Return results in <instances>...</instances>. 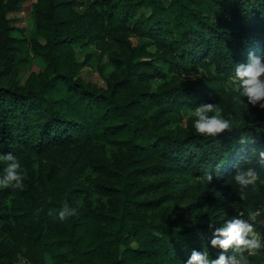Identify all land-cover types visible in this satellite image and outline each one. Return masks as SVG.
<instances>
[{"label":"trees","instance_id":"1","mask_svg":"<svg viewBox=\"0 0 264 264\" xmlns=\"http://www.w3.org/2000/svg\"><path fill=\"white\" fill-rule=\"evenodd\" d=\"M27 1L0 0V154L26 177L23 189L0 188V264H186L205 249L215 259L214 228L239 212L264 217L253 154L264 150V109L215 138L192 126L197 106L224 109L237 64L264 57V0H33L29 42L45 66L22 83L29 59L14 14ZM108 40L99 85L79 74L93 61L75 45ZM198 66L207 75L182 77ZM182 111L188 123L172 126ZM248 167L259 180L242 197L232 177ZM65 204L76 215L61 221Z\"/></svg>","mask_w":264,"mask_h":264},{"label":"clouds","instance_id":"2","mask_svg":"<svg viewBox=\"0 0 264 264\" xmlns=\"http://www.w3.org/2000/svg\"><path fill=\"white\" fill-rule=\"evenodd\" d=\"M195 79V76L190 77ZM235 85V90L240 97L246 98L247 105L264 109V57L250 54L247 64H237L234 75L229 78L228 86ZM192 115L194 117L193 128L195 133L205 138H215L225 132L232 131V121L223 117L221 110L214 103H204L197 106ZM243 145L247 143L243 138ZM258 155V162L264 165V150H254ZM0 161L6 164L4 175L0 177V188L23 189L24 179L21 164L12 154H0ZM208 184L213 181L210 172L204 174ZM232 179L239 186L243 197L244 190L250 186L255 187L259 180V173L252 167L238 168ZM52 214L51 212L49 213ZM76 215V209L65 204L58 212L61 221ZM245 219L244 213L227 219L222 226L214 228V223H209V228H214L211 246L219 250L215 259L209 258L207 249L203 252L193 250L186 264H250L249 258L255 256L264 242L259 233L255 231L257 212H249ZM231 252V255L228 253Z\"/></svg>","mask_w":264,"mask_h":264},{"label":"rangeland","instance_id":"3","mask_svg":"<svg viewBox=\"0 0 264 264\" xmlns=\"http://www.w3.org/2000/svg\"><path fill=\"white\" fill-rule=\"evenodd\" d=\"M33 0H28L24 8L19 10L14 14L15 19L14 23L18 25V29L15 31L16 36L18 38H21L22 41L20 42V47L23 49L24 54L28 56L29 63L26 67L22 68L19 72V78L22 83L25 82L27 79L28 75L31 73L33 70H39L42 67L45 66L44 60L35 54L33 51L30 42H29V37L31 36V33L35 29V22L31 13V4ZM115 48V44L112 40H108L106 43L101 44L99 41L92 43V44H87L84 46H79L75 45V51L77 54V57L80 59L85 58V56H88L91 60L93 61V64L89 62V64L85 65L84 67L81 68L79 74L93 82L98 83L99 85H106V81L103 78V76L99 73L97 69V64L101 56L106 58L107 52H110ZM158 63H163V61L157 59ZM247 61L246 63H248ZM213 66H210V69L213 70ZM208 69L198 66L196 70L190 71L189 73H182V77L185 78H190L192 76H195L196 78H200L204 75H207ZM234 75V71L230 73L228 76L227 80L225 81V86H226V92L222 94L221 98L223 99V106L224 109L221 110V113L224 118L230 119V120H236V121H245V122H255L258 119L261 118V110L259 107H252L251 105H247L246 98L238 97V93L235 90V85L228 86L229 78ZM160 80H155L153 82V88H156ZM190 113L187 111H182L181 114L173 121V125H186L188 123V117ZM180 178L184 180V182L189 181L191 184H194L196 182L195 178L185 177L180 175ZM186 200L183 202H171V201H166L163 206H160V209L158 211H163L164 206L169 204L168 209H177L182 207L185 204ZM260 211H257L259 214ZM262 216H257V220L255 222V231L260 234L262 240H264V221H263ZM260 259H261V264H264V254H260ZM13 264H25V260L20 258Z\"/></svg>","mask_w":264,"mask_h":264}]
</instances>
